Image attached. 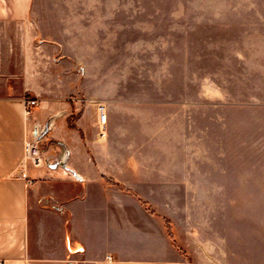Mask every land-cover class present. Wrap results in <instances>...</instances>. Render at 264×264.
<instances>
[{"label": "rangeland", "instance_id": "rangeland-1", "mask_svg": "<svg viewBox=\"0 0 264 264\" xmlns=\"http://www.w3.org/2000/svg\"><path fill=\"white\" fill-rule=\"evenodd\" d=\"M39 4L51 71L90 109L73 156L97 169L65 173L41 202L87 201L99 220L115 205L169 242L171 264H264V0ZM47 137L38 167L58 177L62 148Z\"/></svg>", "mask_w": 264, "mask_h": 264}, {"label": "crops", "instance_id": "crops-1", "mask_svg": "<svg viewBox=\"0 0 264 264\" xmlns=\"http://www.w3.org/2000/svg\"><path fill=\"white\" fill-rule=\"evenodd\" d=\"M40 14L39 0H0V261L67 264L72 258L75 264H171L176 254L169 242L133 218L122 219L115 205L99 220L84 208L87 201H67L61 209L41 202L43 195L53 197L52 187L58 180L66 179L63 177L68 171L58 164L66 148L68 165L83 179L82 174L96 173L97 169L87 164V172L80 171V163L73 156L74 148L84 153L80 144L89 126L84 119L90 109L82 112L81 98L73 103L65 99L68 90L61 86V77L51 71L55 61L49 42L40 39ZM26 98L39 101L34 114L45 116V121L65 111L48 132L54 138L45 136L62 148L58 177L28 164L26 144L37 122L34 115L25 114ZM96 110L95 125L99 127L103 124ZM108 111L110 116L111 108ZM72 143L76 145L72 147ZM96 143L94 139V147ZM63 213L71 214L69 234ZM78 223L84 227L79 228Z\"/></svg>", "mask_w": 264, "mask_h": 264}, {"label": "built area", "instance_id": "built-area-1", "mask_svg": "<svg viewBox=\"0 0 264 264\" xmlns=\"http://www.w3.org/2000/svg\"><path fill=\"white\" fill-rule=\"evenodd\" d=\"M25 105V114L26 116H33V108L37 105H39V101L36 98H26L24 100ZM98 110H99V119L102 124H105L108 119V115L105 109V105L102 103L98 104ZM26 158L27 160H30L33 165L40 166L45 162V151L41 147L40 142L37 141L33 135V130L31 132V136L28 138L27 144H26ZM24 177L27 178V173L23 172L22 174ZM29 183H33V180L28 179ZM67 264H75L76 260L69 258L66 260ZM0 264H5L4 261H0Z\"/></svg>", "mask_w": 264, "mask_h": 264}, {"label": "water", "instance_id": "water-1", "mask_svg": "<svg viewBox=\"0 0 264 264\" xmlns=\"http://www.w3.org/2000/svg\"><path fill=\"white\" fill-rule=\"evenodd\" d=\"M64 112L65 111H59V112L52 114L51 116H49L47 118V120L45 121L44 124L37 122L33 128V135H34L35 139L40 142L48 134V132L51 130V128L54 125L56 118H58ZM68 158H69V150L66 148L64 151V154L62 155V157L58 161V164L61 167H63L65 170H67L70 174H72L76 179L82 180L83 179L82 176L75 169L71 168L68 165Z\"/></svg>", "mask_w": 264, "mask_h": 264}, {"label": "trees", "instance_id": "trees-1", "mask_svg": "<svg viewBox=\"0 0 264 264\" xmlns=\"http://www.w3.org/2000/svg\"><path fill=\"white\" fill-rule=\"evenodd\" d=\"M152 212L153 213H156L155 212V210H152ZM166 222H168V221H166ZM169 224V223H168ZM168 224L167 223H164V225H165V229H166V233L168 234V237L169 238H171V230L169 229V227H168ZM167 225V226H166ZM172 243H173V245L177 248V249H180V247L175 243V241L174 240H172Z\"/></svg>", "mask_w": 264, "mask_h": 264}]
</instances>
